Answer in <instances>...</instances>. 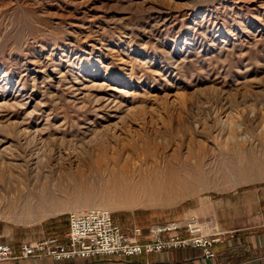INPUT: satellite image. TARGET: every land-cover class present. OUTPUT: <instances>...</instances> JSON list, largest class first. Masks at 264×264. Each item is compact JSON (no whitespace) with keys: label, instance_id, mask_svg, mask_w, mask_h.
Returning <instances> with one entry per match:
<instances>
[{"label":"rangeland","instance_id":"1","mask_svg":"<svg viewBox=\"0 0 264 264\" xmlns=\"http://www.w3.org/2000/svg\"><path fill=\"white\" fill-rule=\"evenodd\" d=\"M148 154L206 181L168 205L74 196ZM227 161H264V0H0V222L57 235L96 207L131 233L179 222L200 197L264 184L252 165L229 182ZM47 197L66 209L32 212Z\"/></svg>","mask_w":264,"mask_h":264},{"label":"crops","instance_id":"2","mask_svg":"<svg viewBox=\"0 0 264 264\" xmlns=\"http://www.w3.org/2000/svg\"><path fill=\"white\" fill-rule=\"evenodd\" d=\"M187 212L190 218L199 220L206 232L219 234L220 241L213 245L214 257H204L200 248H172L158 253L138 254L126 258L106 256L73 257L55 260L46 256L2 260L0 264H264V184L235 190L221 196H203L191 202ZM186 212V213H187ZM179 222L183 223L186 217ZM189 219V218H188ZM127 222L125 232L131 233ZM155 224V223H154ZM152 224L140 222L143 242L149 240ZM16 226L0 222V243H6L18 250L24 241H35L47 236L22 233ZM67 224L59 235L63 237ZM51 235V234H49Z\"/></svg>","mask_w":264,"mask_h":264},{"label":"built area","instance_id":"3","mask_svg":"<svg viewBox=\"0 0 264 264\" xmlns=\"http://www.w3.org/2000/svg\"><path fill=\"white\" fill-rule=\"evenodd\" d=\"M141 229L125 233L106 208H88L70 212L63 237L49 235L35 241H24L18 250L0 243V261L46 256L55 260L73 257L106 256L126 258L138 254L158 253L172 248H200L204 257H214L213 245L219 234H209L203 224L189 218L183 223L166 222L149 227V240L139 241Z\"/></svg>","mask_w":264,"mask_h":264},{"label":"bare ground","instance_id":"4","mask_svg":"<svg viewBox=\"0 0 264 264\" xmlns=\"http://www.w3.org/2000/svg\"><path fill=\"white\" fill-rule=\"evenodd\" d=\"M147 156L148 161H151L150 166L143 164L136 166L134 163V166L127 167V164L124 163L123 167L119 168L123 170L122 172L109 169L108 175L104 176L99 173L95 181H91L92 183L88 181L78 182L74 189V196L90 198L100 197L101 195V198L104 199L103 204L114 205L118 208L138 206L139 204L168 205L180 199L183 193H189L190 186L195 181L201 180L204 183L206 181L193 170L190 174L180 173L172 164L167 165V162L165 168H161L153 154ZM103 159L97 162L99 170H102ZM251 165L263 169L264 161L244 163L227 161L226 164H223L224 176L227 177L229 182L236 184L249 182L253 179V173L249 170ZM103 167H109V165ZM260 173L264 174L263 172ZM261 178H264V176ZM86 201L88 202V200ZM66 202V198L39 200L32 212L40 213L41 216H50L56 214L57 211H61L63 207L65 208L67 206ZM28 210L26 213L29 212Z\"/></svg>","mask_w":264,"mask_h":264}]
</instances>
